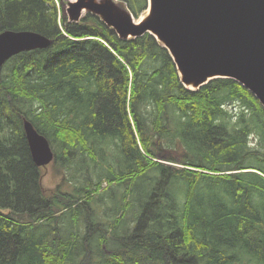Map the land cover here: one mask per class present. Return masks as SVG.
I'll list each match as a JSON object with an SVG mask.
<instances>
[{
	"label": "trees",
	"instance_id": "trees-1",
	"mask_svg": "<svg viewBox=\"0 0 264 264\" xmlns=\"http://www.w3.org/2000/svg\"><path fill=\"white\" fill-rule=\"evenodd\" d=\"M117 1L135 19L149 6ZM58 10L0 0V33L54 39L2 70L0 264H264L259 100L229 78L188 89L150 33L123 40L91 13L76 23ZM25 120L56 153L53 190Z\"/></svg>",
	"mask_w": 264,
	"mask_h": 264
},
{
	"label": "water",
	"instance_id": "water-1",
	"mask_svg": "<svg viewBox=\"0 0 264 264\" xmlns=\"http://www.w3.org/2000/svg\"><path fill=\"white\" fill-rule=\"evenodd\" d=\"M85 13L99 17L123 40L153 35L169 51L188 89L229 78L264 107V0H149L138 21L117 0H73L64 7L71 22ZM50 45L51 39L34 31L2 32L0 80L13 56ZM24 130L34 163L51 164L55 154L47 138L28 120Z\"/></svg>",
	"mask_w": 264,
	"mask_h": 264
},
{
	"label": "rangeland",
	"instance_id": "rangeland-1",
	"mask_svg": "<svg viewBox=\"0 0 264 264\" xmlns=\"http://www.w3.org/2000/svg\"><path fill=\"white\" fill-rule=\"evenodd\" d=\"M70 1H73V0H57V5L59 7V16L63 17L65 14H64V7L68 5V3ZM147 13V12H146ZM145 13V14H146ZM64 14V15H63ZM86 14V13H85ZM144 14V15H145ZM66 16V15H65ZM67 17V16H66ZM141 18L139 19H136V21L140 20ZM69 20V19H68ZM71 22V21H70ZM2 33V32H1ZM45 36V35H44ZM48 37V36H46ZM49 39L52 40V44L54 42V39L48 37ZM98 40H100L101 42H103L104 44H107L105 40L101 39V38H97ZM52 45H50L48 48H50ZM46 48V49H48ZM38 50V49H36ZM40 50V49H39ZM42 50V49H41ZM34 51V50H32ZM30 52V51H28ZM23 53V52H22ZM21 54V53H20ZM19 55V54H18ZM16 56V55H15ZM13 56V57H15ZM108 144H106V147H107ZM110 151H108L110 154H109V158H112L113 156L111 154H116V152L113 150V149H109ZM54 151V150H53ZM54 154H55V158H56V153L54 151ZM55 162V159L53 160V162L51 164H49L48 166H44V167H39V168H42L43 169V185L44 187L47 189V190H53L54 188H56L59 184H62L63 183V179H64V174L62 172V170L60 168L57 167V164H54ZM71 174V172L67 171L66 172V175L69 176ZM66 185L64 186H67L68 185V182H65ZM106 184H103V187H105ZM65 190H70V188L68 187H64Z\"/></svg>",
	"mask_w": 264,
	"mask_h": 264
},
{
	"label": "bare ground",
	"instance_id": "bare-ground-1",
	"mask_svg": "<svg viewBox=\"0 0 264 264\" xmlns=\"http://www.w3.org/2000/svg\"><path fill=\"white\" fill-rule=\"evenodd\" d=\"M1 34V33H0ZM29 121V120H28Z\"/></svg>",
	"mask_w": 264,
	"mask_h": 264
}]
</instances>
